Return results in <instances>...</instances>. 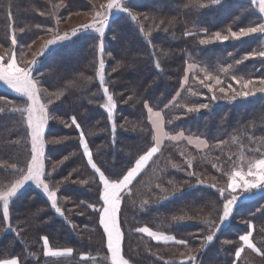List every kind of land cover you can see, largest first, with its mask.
Returning a JSON list of instances; mask_svg holds the SVG:
<instances>
[{
  "label": "trees",
  "instance_id": "obj_1",
  "mask_svg": "<svg viewBox=\"0 0 264 264\" xmlns=\"http://www.w3.org/2000/svg\"><path fill=\"white\" fill-rule=\"evenodd\" d=\"M202 2L207 3L208 0ZM188 3L189 0H130L128 4L132 15L140 18L139 23L146 31L159 26V30L148 37L138 31L137 22L131 21L127 14L111 20L104 37L106 86L117 102L111 119L101 107L106 97L98 82L97 35L88 33L78 36L44 56L35 57L37 64L33 75L39 77L42 84L41 100L53 101L47 107L49 115L55 117L49 120L44 133L46 171L57 165L51 179L62 183L58 189L55 183H50V188L57 191L58 206L66 218L50 207V201L41 189L34 184L26 185L10 207L12 229H8V221L0 220V259H20L21 264H97L106 255V237L102 235L98 214L87 207L89 204L100 207L99 189L90 179L93 170L83 155L79 131L74 125L66 126L65 122L70 123L75 117L81 124L93 159L106 175L123 173L134 166L135 160L152 145L151 125L144 107L147 102L154 110L165 113L166 131L173 135L183 131L186 136L206 139L211 147L200 151L185 141L167 140L161 153L133 182V196L131 200L126 198L121 211L126 258H130L132 264H179L182 248L171 243L158 244L147 235L135 232V228L147 226L151 230L187 240L198 249L194 253L198 264H264V258L249 249H245L239 262L234 256L240 246L239 236L251 230L245 221L255 225L253 242L264 250V232H261L264 227V194L238 205L227 225L218 224L219 231L214 241L204 248L200 247L207 235L204 219L218 222L222 208L216 189L208 187L213 182L209 179L211 176H217V187H222L224 183L212 168V163H223V167L228 169L230 164L225 162L226 155L230 153L232 159L237 160L241 143L246 157L253 155L246 151L251 147L247 137L254 134L258 144L259 137L264 136V97L258 93L256 97L235 102L212 101L209 109L187 115H184V109L172 103L176 100L175 94L181 90L188 62L202 66L207 64L210 68L217 64L226 66V62L257 47L252 38L239 47L241 42L231 41L201 46L198 37L184 35L189 30L213 32L229 26L235 29L237 24L233 20L248 6V0H225L221 10H218L219 6L196 10L185 7ZM54 5L61 6L54 9ZM93 8L91 0H0V44L3 49L10 47V35L14 29L19 49L17 57L20 58L24 52L31 55L32 47L45 34L44 29L52 27L59 31L58 25L61 24L57 25V20L63 23L70 15L89 12ZM41 12L45 15H40ZM145 16L149 19L145 20ZM252 19L254 17L244 14L237 23L245 25ZM161 20L163 24H160ZM165 27L167 32L163 30ZM21 28H24L23 32ZM229 53L232 55L229 56ZM157 61L161 70L155 67ZM117 64L120 67H116ZM233 70L246 77L264 76V65L258 60L245 61ZM81 73L84 77L91 76L92 80L83 79ZM0 83V108L4 109L0 113V161L7 160L23 166L28 157L27 146L23 141L16 145L9 140L21 137L25 128L19 116L10 112L8 102L23 106L24 98ZM189 83L192 84L191 77ZM195 87L200 90L198 84ZM44 89L55 95H47ZM203 91L207 95V90ZM57 95L60 99H56ZM129 96L132 99L125 103ZM195 101L209 102L203 97H191L186 92H181L176 102ZM177 116L180 118L175 119ZM168 120L172 122L169 124ZM55 140L61 142L47 143ZM220 140L228 143L224 145L225 155L217 161L220 152L215 145ZM182 151L183 156L180 154ZM192 157L195 159L191 170L205 181L203 185L196 183L197 177L176 171L169 163L171 160L172 164L184 167L185 160ZM85 179L89 180L88 184L71 182ZM169 180L173 183H168ZM185 180L189 183L185 184ZM0 181L8 183L2 173ZM156 184L167 191L156 188ZM174 187L180 190L174 191ZM165 196L168 198L163 199ZM144 200H148V204L142 210ZM179 215L192 216L193 219L172 220L173 216ZM44 236L49 238L53 249L71 248L73 255L66 258L45 257ZM82 256L89 259L83 260Z\"/></svg>",
  "mask_w": 264,
  "mask_h": 264
},
{
  "label": "snow or ice",
  "instance_id": "obj_2",
  "mask_svg": "<svg viewBox=\"0 0 264 264\" xmlns=\"http://www.w3.org/2000/svg\"><path fill=\"white\" fill-rule=\"evenodd\" d=\"M225 5V0H208L207 3L202 0H189V3L185 7H194L196 10L200 8H208L210 6H219L218 10H221ZM61 5H54V9ZM100 10H95L92 13V22L84 23L79 28H73L72 31L60 34L58 28L48 27L44 31L48 34H52V38L45 41L44 45L40 49L38 54H34L32 60L23 59L27 55L26 52L22 53L21 57H17V36L13 29L10 35V47L5 48L4 54L0 55V81L6 84L14 92L23 97V106L10 105V112L18 115L20 122L24 125L25 131L23 135L15 140H9V143L19 145L22 141L27 146L28 157L25 159L23 166H20L16 162L9 163L7 160L0 161V173H2L8 183L5 184L0 181V207H2V213H0V220L8 221V229H12L10 207L15 203V199L18 193L28 184H34L37 188L41 189L46 194L50 201V207L61 216L65 217V213L60 206H58L57 191L50 188V183H55L56 188L62 181H52L51 173L56 171L57 165H52L49 171H46L45 164V129L50 119H55L49 115L47 104L53 101L48 100L42 102L41 91L42 84L39 77L33 75L35 65L37 64L36 56H44L46 52L51 50L52 46L71 41L73 38H77L81 35L88 33L97 34L96 39L98 43L96 48L99 52V66H98V82L102 88L103 95L106 97L101 107L107 112L108 117L111 119L114 114V110L117 107V102L114 99L113 94L110 93L109 88L106 86L107 81L105 79V63H104V37L106 29L109 27V20L113 12L126 13L131 21L137 22L138 31L143 33L145 37L151 36L153 31L159 30V26L146 31L143 24L139 23V17L132 15L130 5L125 0H108L106 4H100ZM80 15L79 12L74 13ZM244 14H248L254 19L245 25H239L237 21L241 19ZM9 19H11V13H8ZM40 15H45L41 12ZM145 20L149 18L144 17ZM57 25L59 20H57ZM164 21L161 20L160 24ZM233 23L237 26L233 29L231 26L223 29L208 32L189 30L184 33L185 36L198 37V44L201 46H207L212 44H225L231 42H241L247 44L250 42L249 38H252L257 44V47L242 54L241 56L233 59L231 62L225 64L213 65L211 68L204 64L188 62L187 71L184 75L181 90L176 95V100L172 103L175 107L184 109V115L191 113H200L202 110L210 108L212 101L225 100L228 102H235L241 99H248L250 97H256L259 93L264 97V76L259 78H253L252 76H244L240 74V71H234L237 66L242 65L245 61L258 60L261 65H264V0H248V6L244 8L240 16H237ZM171 26V22L169 23ZM40 28V25H36ZM165 32L168 28L163 29ZM21 32L24 28L20 29ZM43 39L42 36L39 37ZM151 44V41H148ZM0 47H3L0 44ZM155 55V52H153ZM167 55V53H165ZM232 54L229 53V56ZM191 61V57L189 58ZM24 65H28L27 67ZM116 67H120L117 64ZM155 67L161 70V64L159 61L155 63ZM116 69L114 68L113 71ZM43 75V74H41ZM81 77L87 81H91L92 77H84L81 73ZM189 77H191L192 84L189 83ZM200 86V90H197L195 85ZM207 90V95L203 91ZM44 92L49 95H55V93H48L47 89ZM181 92H186L191 97H203L204 102H185L177 103L180 99ZM56 99H60L57 95ZM132 96H129L124 102L127 103L131 100ZM91 103V101H89ZM144 107L147 109L148 120L151 125V140L152 145L145 151L143 155H140L135 160L134 166H131L123 173H110L105 174V171L101 170V167L93 159V154L89 148V144L85 139V133L81 129V124L77 122L75 117L71 118L70 123L65 122L66 126L72 127L73 125L79 131V139L82 141L83 155L87 158V164L93 170V175L90 177L99 189V200L102 201L100 207H96L92 204L87 205L89 209L98 214V223L102 226V235L106 237V255L97 261V264H132L130 258H126L124 251L125 232L122 230L121 211L122 204L126 198L131 200L133 196V182L137 177L148 167L149 163L153 161V157L161 153L164 147V140L168 141H180L184 140L188 145H192L200 151L209 149L211 146L206 139L199 137L185 136L183 131L176 132L175 135L165 130V113L162 110H154L152 106H149L145 102ZM167 107V105H165ZM4 109L0 108V113H3ZM177 116L175 119H179ZM169 124L172 120L167 121ZM251 147L247 148V152H251L253 155L246 157L245 147L241 143L239 144L240 155L237 160L232 159V154L226 155L225 162L230 164L228 169L223 167V163H212V168L219 173L223 178L224 183L222 187H217V176H211L209 179L213 181L208 184V187L216 189L218 197L222 200V208L219 216V221L212 219H204V223L207 225V235L203 237V241L200 245L204 248L207 244H211L214 241L216 233L219 231L218 224H223L229 220L232 216L233 210L237 205L238 200L243 194H252L254 190L264 192V136L259 137L262 141L261 144H256V137L254 134L247 137ZM60 140L47 141V143H60ZM228 141L220 140L215 147L219 150L220 155L216 157L217 161L220 160V156L225 155L224 145ZM181 156L184 155L182 151ZM67 159V157H65ZM195 157L185 160V166L181 167L178 164L169 163L176 171L187 172L188 176L197 177L196 183L203 185L205 181L199 179L197 172L192 171L193 160ZM60 163H63L61 161ZM67 179V178H66ZM72 183L88 184L89 180H74ZM168 183H173L171 180ZM185 184L189 181L185 180ZM161 191H167V189L161 188L160 184L155 185ZM178 187H174V191H179ZM165 196L163 199H167ZM148 204V200H144L141 204V209ZM66 218V217H65ZM185 219H193L192 216L179 215L173 216V221H183ZM249 224V231L246 234L239 236L240 246L235 250L234 256L236 262L241 260L242 254L245 249H249L256 253L260 257L264 258V250L261 247H257L253 242V231L255 225L250 221H245ZM135 232L146 234L152 240L158 244L163 243L165 245L171 243L183 250L179 251V264H198V258L194 254L198 251L197 248L191 246L185 239H177L175 236L162 234L151 230L147 226L135 228ZM261 232H264V227L261 228ZM18 234V233H17ZM45 257L61 258L71 257L73 255V249L67 248L64 250H54L50 246V241L47 236L42 238ZM225 243H231V241H225ZM81 259L88 260L89 257L82 256ZM94 259V258H93ZM0 264H21L20 259H0ZM168 264V262H165Z\"/></svg>",
  "mask_w": 264,
  "mask_h": 264
},
{
  "label": "rangeland",
  "instance_id": "obj_3",
  "mask_svg": "<svg viewBox=\"0 0 264 264\" xmlns=\"http://www.w3.org/2000/svg\"><path fill=\"white\" fill-rule=\"evenodd\" d=\"M94 4V8L92 11H89V12H79L80 15H75V14H72L69 16V18H67L65 21L60 22L59 24L61 25H58L59 26V33L60 34H63L65 32H71L73 28H79L82 24L84 23H91L92 22V13L95 10H100V4H106L108 2V0H91ZM126 3H129L130 0H125ZM132 13V12H131ZM121 14H126V13H118V12H113L110 20H109V24L111 23V20ZM57 26V27H58ZM108 29H106V32H107ZM90 34H95V33H90ZM97 35V34H95ZM43 39H39L35 44L34 46L32 47V54L31 55H27L25 60H32L34 58V54H38L40 49L42 48V46L44 45L45 41H47L48 39H51L52 38V34H48L45 32V34L42 36ZM74 39V38H73ZM66 43V42H65ZM64 44V43H62ZM62 44H59V45H62ZM57 45V46H59ZM57 46H52L51 47V50L56 48ZM4 51L5 49H3L2 47H0V55H3L4 54ZM49 52V51H48ZM46 52L45 55L48 53ZM26 66V65H24ZM27 67V66H26ZM2 82V81H0ZM3 83V82H2ZM1 84V83H0ZM8 87V86H7ZM9 88V87H8ZM14 94H17L16 92H14L13 89L9 88ZM19 95V94H17ZM48 126V125H47ZM47 128V127H46ZM46 130V129H45ZM262 141L260 140V142L257 144H261ZM81 145H82V141H81ZM261 194H264V192H261V191H258V190H254L252 194H243L241 196V198L238 200L237 202V205H240L241 203L245 202L246 200H251V199H254L255 197L257 196H260ZM235 207V208H236ZM234 208V210H235ZM234 210H233V213H232V216L234 214ZM231 216V217H232ZM231 217L229 218V220L225 221L222 225H227L231 219ZM154 231V230H153ZM157 232V231H156ZM161 233V232H159ZM162 234H165V233H162ZM146 235V234H145ZM168 235V234H167ZM156 242V241H155Z\"/></svg>",
  "mask_w": 264,
  "mask_h": 264
},
{
  "label": "crops",
  "instance_id": "obj_4",
  "mask_svg": "<svg viewBox=\"0 0 264 264\" xmlns=\"http://www.w3.org/2000/svg\"><path fill=\"white\" fill-rule=\"evenodd\" d=\"M185 136H186V135H185ZM193 138H194V137H193ZM166 141H167V140L165 139V140H164V143H165ZM180 141H184V140H180ZM205 150H206V149H205ZM153 158H154V157H153ZM138 177H139V176H138ZM138 177H137V178H138ZM54 250H64V249H54ZM66 257H68V256L61 257V258H66Z\"/></svg>",
  "mask_w": 264,
  "mask_h": 264
}]
</instances>
